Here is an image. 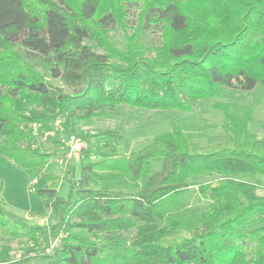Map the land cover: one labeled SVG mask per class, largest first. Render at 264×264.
<instances>
[{"label": "trees", "instance_id": "16d2710c", "mask_svg": "<svg viewBox=\"0 0 264 264\" xmlns=\"http://www.w3.org/2000/svg\"><path fill=\"white\" fill-rule=\"evenodd\" d=\"M118 28L124 47L111 38ZM151 28L157 45L140 41ZM258 85L264 0H0V155L45 169L55 153L37 147L25 125L58 119L84 142L79 175L73 164L48 171L36 189L48 225L11 211L0 185V233L27 240L6 264H264V194L249 180L264 175V138L249 127L264 117L253 103L223 100L227 88ZM206 99L225 130L206 144L173 122L140 149L110 153L122 133L74 127L121 105L191 111ZM195 184L209 205L170 210ZM31 242L42 251L32 255Z\"/></svg>", "mask_w": 264, "mask_h": 264}, {"label": "rangeland", "instance_id": "374dc122", "mask_svg": "<svg viewBox=\"0 0 264 264\" xmlns=\"http://www.w3.org/2000/svg\"><path fill=\"white\" fill-rule=\"evenodd\" d=\"M137 12L134 7L130 8L129 17L131 20L136 17ZM131 24L136 28L137 23L135 21ZM134 28H131L130 32H133ZM111 38L118 46L124 47L125 37L121 29L118 28L112 31ZM160 40V32L155 28L141 32L140 41L144 44L157 45ZM55 82L63 86L60 80H55ZM65 89L70 92L67 87ZM223 100L253 103L258 108L257 116L264 117L263 86L258 85L251 91L240 88H227ZM214 102L215 99L200 100L191 111L180 109L149 110L121 105L89 121L76 123L74 127L86 133L105 129H115L122 133L125 136L124 140L106 146V152L110 153L131 152L140 149L150 143L154 137L168 132L173 122L182 124L188 129L202 134L203 136L197 141L201 144H206L222 139L225 135L222 125V112L214 107ZM58 120L59 123L56 121L46 126L39 124L25 125L27 131L33 134L34 144L37 147L44 151L55 153L49 166L45 169L38 168L30 172L0 155V185L3 187L2 197L7 207L36 224L48 225L51 222L49 216H43L44 206L36 191L39 186L45 185V181L42 179L44 173L54 171L60 174L67 165L71 164L77 166V175L80 172V149L84 142L80 139L76 144L71 143V136L76 134L67 129L61 119ZM251 124H254L252 127L260 130L261 133L256 132L262 136L264 123L251 122L249 123L250 129H252ZM244 175L250 176V174ZM208 179L205 176H199L196 182ZM249 180L254 181L257 184L258 192L264 194V175L258 174L255 177H249ZM126 188L134 190L130 186H126ZM59 193L65 198L69 197L70 184L68 181L63 180L60 183ZM179 202H182L180 206L172 205L170 210L182 208L205 209L210 201L200 197L195 184L183 197L179 198ZM258 224H261L259 219L255 221L254 225ZM135 232H128L125 235L131 236ZM42 240V247L47 246V249L54 243L50 238L48 229L44 231ZM26 242L27 240L11 238L0 233V264H6L8 259L21 257L24 254L23 249L26 246ZM30 246L35 247L32 242ZM38 247H35L36 249L31 253L32 255L42 251V247L40 250H38ZM36 261H41V258L38 257Z\"/></svg>", "mask_w": 264, "mask_h": 264}, {"label": "built area", "instance_id": "2783aa9c", "mask_svg": "<svg viewBox=\"0 0 264 264\" xmlns=\"http://www.w3.org/2000/svg\"><path fill=\"white\" fill-rule=\"evenodd\" d=\"M59 123V120L57 121ZM35 125H38L37 123H35ZM40 125V124H39ZM79 142V139L75 136V135H72L71 136V143L73 144H76Z\"/></svg>", "mask_w": 264, "mask_h": 264}, {"label": "crops", "instance_id": "0c3cea01", "mask_svg": "<svg viewBox=\"0 0 264 264\" xmlns=\"http://www.w3.org/2000/svg\"><path fill=\"white\" fill-rule=\"evenodd\" d=\"M252 126H254V124H251V128L254 130V131H258V132H260V130L258 129V128H255V127H252ZM257 132V133H258ZM261 133V132H260ZM259 135V134H258ZM259 137H261V138H264V132L262 133V136H260L259 135Z\"/></svg>", "mask_w": 264, "mask_h": 264}]
</instances>
